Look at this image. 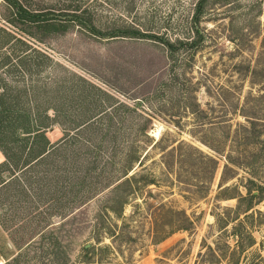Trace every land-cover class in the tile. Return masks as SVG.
Returning a JSON list of instances; mask_svg holds the SVG:
<instances>
[{"label":"trees","instance_id":"1","mask_svg":"<svg viewBox=\"0 0 264 264\" xmlns=\"http://www.w3.org/2000/svg\"><path fill=\"white\" fill-rule=\"evenodd\" d=\"M5 1L22 16L51 32L76 26L100 38L160 41L168 49V57L183 45L199 47L203 38L199 23L207 3V0L194 2L189 19L193 36L189 39L143 30L135 20L116 13L114 7V12L106 16L109 18L102 21L100 12L109 10L106 5L111 7L107 0H45L43 5H36L29 11L19 0ZM258 66L252 67V81L259 78L260 89L257 93L249 91L242 102L234 94L235 84L230 82L214 94V102L203 107L196 95L198 84L188 80L193 93L183 103V111L193 115L195 128L190 131L200 130L197 139L209 151L184 139L166 143L159 137L151 144L160 150L165 171L173 172L175 179L186 186L182 188L188 193L184 196L206 197L216 184L214 198L217 201L236 199L234 206H222V210L213 213L222 233L226 225L233 222L230 234L234 246L225 241L223 253L235 254L252 246L255 243L253 223L247 219L253 217L255 211L263 213L260 209L253 210L264 198L261 173L264 168V76L261 71L264 67ZM94 89L106 92L104 87L76 73L64 76L61 87L52 84V94L49 91L40 100L34 96L24 100L17 95H7L3 87L0 89V151L3 154L0 160V230L7 233L17 249L37 236L47 238V246H50L47 249L52 246L54 249L59 241L50 227L53 218L76 219L93 199L108 191L89 218L82 219L91 223L94 232V242L82 244L86 260H89V254L111 247L107 243L97 244L105 235L114 241L125 239L128 233L125 205L145 187L151 192L148 186L158 184L152 172L129 173L148 153L149 149L144 154L141 152V137L150 138L147 134L149 123L124 127L110 122L118 111L125 115L139 110L141 116L145 113L147 121L153 115L138 108L140 100L133 104L116 100L98 109L100 101H96L99 96ZM24 101L34 106H25ZM43 103L46 105L42 107ZM236 112L245 120L233 122L231 116ZM103 118H109L110 123L99 120ZM56 124L62 132L53 141L47 132ZM131 204L130 215L133 216L139 203ZM146 213L154 242L194 224L184 208L167 201H159ZM117 218L122 220V225L119 226ZM230 264H238V260Z\"/></svg>","mask_w":264,"mask_h":264},{"label":"rangeland","instance_id":"2","mask_svg":"<svg viewBox=\"0 0 264 264\" xmlns=\"http://www.w3.org/2000/svg\"><path fill=\"white\" fill-rule=\"evenodd\" d=\"M19 1L27 11L45 3V0ZM107 1L111 7L106 5L110 11L100 12L102 21L109 18L106 16L114 12V7L116 13L135 20L143 30L168 33L172 37L180 35L191 39L193 36L189 19L196 0ZM199 28L203 38L198 48L183 45L168 57V49L160 41L100 38L76 26L51 32L22 16L7 1L0 0V89L3 87L7 95H17L24 100L33 96L40 100L49 91L52 94V84L61 87L64 76L76 73L106 89L105 93L94 89L99 96L98 109L116 100L130 104L140 100L138 108L150 112L153 115L150 120H144L145 113L141 116L136 110L125 115L118 111L110 122L124 127L149 123L150 138L141 137V152L144 154L149 149L148 153L129 173L152 172L158 181L157 185L148 186L151 192L145 187L125 205L124 214L128 215L125 239L114 241L105 235L97 244L107 243L111 247L89 254V260L82 247L83 243L94 242V232L87 219L108 191L93 199L76 219L53 218L50 227L59 241L54 249L53 246L47 249L49 240L41 236L17 249L1 229L0 264H230L234 260H238V264H264V198L253 207L263 213L255 211L253 217L247 219L253 223L255 243L245 251L223 253L225 241L234 246L230 234L233 222L226 225L222 233L213 213L222 210V206H234L236 199L217 201L214 198L216 184L206 197L184 196L188 194L182 189L186 186L175 179L173 172L165 171L160 150L151 147L152 142L163 137L166 143L184 139L209 151L197 139L200 130L190 131L195 128L193 115L183 111V103L193 93L189 81L198 84L196 95L203 107L214 102V94L230 82L235 84L234 94L240 102L249 91L257 93L260 89L259 78L252 81V67H264V0H207ZM261 74L264 76V70ZM231 117L233 122L245 120L237 112ZM99 120L110 123L109 118ZM61 132L60 125L56 124L47 134L54 141ZM2 158L0 151V160ZM261 173L264 180V168ZM161 200L184 208L194 224L154 242L146 211H151ZM135 202L139 203V208L131 216V203ZM116 220L119 226L123 224L120 218Z\"/></svg>","mask_w":264,"mask_h":264},{"label":"bare ground","instance_id":"3","mask_svg":"<svg viewBox=\"0 0 264 264\" xmlns=\"http://www.w3.org/2000/svg\"><path fill=\"white\" fill-rule=\"evenodd\" d=\"M161 126V125H160ZM159 131V130H158ZM156 137H157V134H156ZM159 138V137H158Z\"/></svg>","mask_w":264,"mask_h":264}]
</instances>
